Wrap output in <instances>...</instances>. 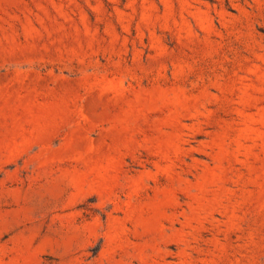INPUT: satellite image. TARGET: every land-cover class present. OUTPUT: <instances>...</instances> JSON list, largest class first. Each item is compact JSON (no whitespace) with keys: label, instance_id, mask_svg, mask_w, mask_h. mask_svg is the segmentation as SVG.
<instances>
[{"label":"rangeland","instance_id":"rangeland-1","mask_svg":"<svg viewBox=\"0 0 264 264\" xmlns=\"http://www.w3.org/2000/svg\"><path fill=\"white\" fill-rule=\"evenodd\" d=\"M0 264H264V0H0Z\"/></svg>","mask_w":264,"mask_h":264}]
</instances>
